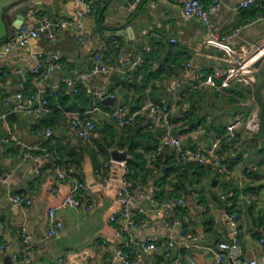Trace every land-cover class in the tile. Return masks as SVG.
Returning <instances> with one entry per match:
<instances>
[{"label":"crops","instance_id":"0c3cea01","mask_svg":"<svg viewBox=\"0 0 264 264\" xmlns=\"http://www.w3.org/2000/svg\"><path fill=\"white\" fill-rule=\"evenodd\" d=\"M13 1L16 0H0V43L7 33L2 15ZM129 1L97 3L84 20L82 40L74 28H64L56 40L33 39L24 47L10 50H6V44L16 36L22 21L7 16L11 35L0 45V176L6 177L5 182H0V244L7 247L0 256L1 264H13L14 255L23 256L27 252L23 225L32 246L31 264H60L61 258L67 264L89 261L122 264L114 260L118 248H123L131 260L135 257L134 249H125L126 241H164L179 233V229L171 230L163 225L165 210L160 202L180 199L184 203L176 208V216L197 239L188 249L176 247L173 257L183 255L192 257L194 264H215L219 244L233 237L229 210L223 200V194L230 189L237 192L235 203L242 221L244 259L257 260L264 254V178L257 174V170L264 171L262 131L250 135L241 128L237 143L221 144L218 154L225 168L222 174L210 161L199 171L194 167L202 165L195 160H178L173 148H167L152 166L148 160L165 134L195 131L185 146L208 151L231 121L248 117L251 89L236 84L218 93L196 88V80L200 75L231 65V58L223 50L207 46L211 31L230 37L229 44L235 48L264 43V20H257L264 15V0H257L247 8L241 7L247 0H220L208 24L186 15L177 0H145L128 9ZM201 1L210 5L215 0ZM84 9L85 5L78 0H48L37 4L27 20L75 18ZM128 21L131 22L123 30L116 31ZM173 38L177 40L175 43L171 42ZM115 40L123 48V64L117 61L112 45ZM148 46L152 51L146 61L131 69L137 52ZM54 55L61 57V70L47 78L33 73L39 63L45 66ZM107 56L113 60L109 71L92 74L96 66L106 64ZM156 60L159 67L153 68L151 63ZM84 75L88 77L79 82L78 93L72 89H64L59 95L54 93L57 87H65L66 80L78 81ZM87 87L101 90L106 97L114 99L113 103L102 102L100 111L90 114L92 98ZM20 92L25 97L48 98L50 111L43 115L12 111L4 98ZM148 102L171 106L169 125L141 113L135 125L122 127L111 116L119 107L130 115ZM13 112L15 117L9 118ZM75 118L95 122L97 131L89 141L74 134ZM47 129L53 131L50 138L45 137ZM11 133L21 144L2 141ZM126 147L129 161L134 159L133 153L143 157L147 162L144 169L138 166L135 172L130 169L129 161L111 160L110 149ZM27 152L32 155L26 157ZM105 164H109L107 169ZM71 167L76 178L87 186L76 195L81 202L78 209L64 205L71 189L56 174ZM126 167L134 187L144 188V197L133 208L138 224L127 231L121 220L109 221L121 209L118 194ZM97 169L102 170L100 174ZM104 179H110L106 187L101 183ZM214 180H217L215 186ZM14 195L29 197L31 205H16L10 200ZM51 208L57 209L55 217L63 228L50 237ZM141 256L140 264H173L174 261L153 251H142ZM222 264L232 262L225 260Z\"/></svg>","mask_w":264,"mask_h":264},{"label":"built area","instance_id":"2783aa9c","mask_svg":"<svg viewBox=\"0 0 264 264\" xmlns=\"http://www.w3.org/2000/svg\"><path fill=\"white\" fill-rule=\"evenodd\" d=\"M85 5V9L80 11L75 18H61L53 19L50 17L35 18L33 21H24L19 27L16 36L10 39L6 44V50H10L14 47H24L28 45L33 39L46 38L49 40H56L58 33L64 28H74L77 31V35L80 40L84 35V20L93 11L94 6L102 0H78ZM145 0H130L128 2V9L140 5ZM184 11V13L190 17H195L201 22L208 24L211 15L216 11L220 5V0H215L212 4L206 5L201 0H177ZM257 0H247L241 5L242 8H247L253 4H256ZM257 20H264V15H261ZM230 37H221L215 31H211L209 37L206 40V44L209 47L223 50L229 58H231V65L224 69H216L207 75H200L196 80V88H205L214 92H223L224 90L231 89L236 84H242L243 86L254 91L258 84L257 69L255 63L264 56V43L249 46L245 48H235L229 44ZM175 38L171 39V42H176ZM114 45L115 53L117 54V61L120 64L124 63V51L118 40L112 42ZM152 47L148 46L144 49H140L137 52L135 60L131 63V69H135L142 65L146 61V54L151 53ZM111 57H105V65L102 67L96 66L92 74L99 72H107L110 69V65H113ZM153 68L159 67V62L153 61ZM43 64L39 63L36 69L33 70L34 74L39 75L42 78L49 77L56 70L63 68L61 64V57L54 55L50 58L48 64L43 68ZM189 67L190 65L187 64ZM169 69L168 66H165ZM88 75H84L80 80H66L65 87H57L55 94L59 95L64 89H72L74 93H78L80 90V81L86 79ZM89 96L92 98V109L90 114L100 111L101 104L105 99L104 93L95 88L87 87L86 89ZM15 100V104L12 101ZM6 105L12 106V111L25 113L29 115H43L50 111L48 98L37 99V97L31 95L25 97L21 92L12 96L4 98ZM251 110L248 117L243 120L240 117L235 118L225 128V131L220 134L213 142L211 149L204 151L201 149H190L185 146L186 140L195 133L186 129L178 135L165 134L156 143L154 149L149 156V164L152 166L156 164L162 157L167 148H173L176 150L178 160L188 161L189 159L195 160L200 165H205L209 161L214 163L218 167L220 174L224 173L225 168L221 164L220 155L218 149L223 143L235 144L239 140L238 132L241 128H244L247 133L259 135L262 131V123L260 118V112L258 106L255 104L254 99H250ZM60 108V107H59ZM172 108L170 105L159 102H148L143 106L130 114H125V109L119 107L111 113L117 123L122 127H130L136 124L137 116L141 113L149 114L152 119L163 121L164 123H170ZM4 118V117H3ZM72 129L76 137L83 141H89L92 135L97 131L96 124L93 120H82L81 118H75L72 124ZM53 136V131L47 129L45 137L50 138ZM5 143L14 142L21 144L16 136L11 133L9 137L2 140ZM31 152L26 153V157H30ZM109 164L104 165V169L108 168ZM126 173L121 179L122 186L120 188L118 199L121 209L114 212L109 221L114 223L121 220L123 223V229L128 230L130 227L137 226L138 222L133 216V208L137 200L144 197V188H135L133 181L129 179V168H125ZM101 169H97V174L101 173ZM57 179L60 182L67 184L70 187V194L66 198L64 205L73 208L81 207V202L76 198V195L87 189V186L78 180L74 175V169L71 167L67 171H57ZM6 177L0 176V182H5ZM110 179H104L102 181L103 186H108ZM237 192L233 189L226 191L223 194V200L226 207L229 210L228 218L233 228V237L228 242H222L219 244V251L216 253L215 264H222L223 261L229 260L232 264H264V254L260 259L246 261L244 259V251L241 244V231L242 221L239 214L236 211L235 198ZM10 200L18 206H30L32 201L29 197L21 195H14L10 197ZM184 203L183 199L180 200H163L160 202L161 208L165 210V216L163 217V225L168 229H179V233L176 236H172L164 241L144 240L142 242H134L133 240L126 241L124 244L125 249H134L135 257L130 259L129 255L123 248H118L114 255V260H120L122 264H140L142 251H153L156 254L161 255L164 259H173V264H194L192 257H184L178 255L173 257V250L181 246L183 248H190L192 243L197 239L194 234L187 230L183 221L176 216V208ZM56 208L49 210V230L48 236H55L62 228L63 224L56 220ZM2 214L0 212V220ZM26 227H22V235L24 241L27 243V252L23 256L14 255L13 264H31L30 254L32 246L29 244V236L26 233ZM264 243V240L262 241ZM7 251V247L4 244H0V256ZM60 264H67L64 259L59 260ZM1 264V260H0ZM86 264H94L92 261Z\"/></svg>","mask_w":264,"mask_h":264},{"label":"water","instance_id":"95a60500","mask_svg":"<svg viewBox=\"0 0 264 264\" xmlns=\"http://www.w3.org/2000/svg\"><path fill=\"white\" fill-rule=\"evenodd\" d=\"M48 0H16L13 1L3 12L2 19L4 20V23L6 25L7 33L5 38L1 41L0 45L5 44L11 35L10 29H9V23L7 16H13L17 18L18 20L26 21L28 19L27 15L28 13L33 10L37 4L47 2ZM54 2H59L60 0H53ZM137 14L133 15V19ZM131 21H128L124 25L117 28V32H120L123 30L124 26L128 25ZM255 68L257 69V76H258V84L255 87L254 91L251 92L249 95L250 98L254 99L255 104L259 108L260 112V118L262 123V137H264V56L261 57L256 63ZM106 95V94H104ZM114 99L112 97H105L103 100L104 104H112ZM251 109V107H250ZM15 113H10L8 117L12 118L15 117ZM110 158L112 161L117 163H123L124 161L131 160V157L129 156V148L126 147L124 150H121L120 148H114L110 149L108 151ZM217 183V180H214L213 185L215 186Z\"/></svg>","mask_w":264,"mask_h":264},{"label":"trees","instance_id":"16d2710c","mask_svg":"<svg viewBox=\"0 0 264 264\" xmlns=\"http://www.w3.org/2000/svg\"><path fill=\"white\" fill-rule=\"evenodd\" d=\"M146 56H147V54H146ZM131 149H133V151H134V148H131ZM133 155H134V159L132 161L128 162L130 169L135 171V167H138V166L141 167L142 169H144L147 162L143 159V157L139 153H135V154L133 153ZM205 167H206L205 165H202V166L196 165L194 168L198 169L199 171H202V170H204ZM207 171H209V169Z\"/></svg>","mask_w":264,"mask_h":264},{"label":"rangeland","instance_id":"374dc122","mask_svg":"<svg viewBox=\"0 0 264 264\" xmlns=\"http://www.w3.org/2000/svg\"><path fill=\"white\" fill-rule=\"evenodd\" d=\"M20 22V21H19ZM19 22H17V23H19ZM246 119V117H243V120H245ZM250 135H255V134H250ZM254 137H256V136H254ZM264 153V152H263ZM258 172H257V174H258V177H263L264 178V171L262 170V171H259V170H257Z\"/></svg>","mask_w":264,"mask_h":264}]
</instances>
